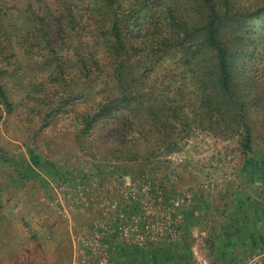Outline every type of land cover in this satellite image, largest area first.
Masks as SVG:
<instances>
[{"label":"trees","instance_id":"16d2710c","mask_svg":"<svg viewBox=\"0 0 264 264\" xmlns=\"http://www.w3.org/2000/svg\"><path fill=\"white\" fill-rule=\"evenodd\" d=\"M159 68L172 96L151 85ZM61 119L84 139L99 129L132 161L179 150L178 123L205 125L234 142L252 179L264 160V0H0V125Z\"/></svg>","mask_w":264,"mask_h":264},{"label":"rangeland","instance_id":"374dc122","mask_svg":"<svg viewBox=\"0 0 264 264\" xmlns=\"http://www.w3.org/2000/svg\"><path fill=\"white\" fill-rule=\"evenodd\" d=\"M74 123H1L0 264H264V160L250 179L233 141L178 123L179 150L132 161Z\"/></svg>","mask_w":264,"mask_h":264},{"label":"built area","instance_id":"2783aa9c","mask_svg":"<svg viewBox=\"0 0 264 264\" xmlns=\"http://www.w3.org/2000/svg\"><path fill=\"white\" fill-rule=\"evenodd\" d=\"M127 232V230L125 229V233ZM103 263V261H101L100 260V262L99 263H96V264H102Z\"/></svg>","mask_w":264,"mask_h":264}]
</instances>
